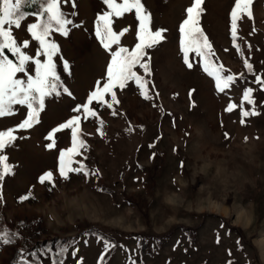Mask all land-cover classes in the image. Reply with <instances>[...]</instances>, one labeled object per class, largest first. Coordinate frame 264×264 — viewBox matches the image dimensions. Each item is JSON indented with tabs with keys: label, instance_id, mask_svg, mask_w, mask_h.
I'll return each mask as SVG.
<instances>
[{
	"label": "rangeland",
	"instance_id": "obj_1",
	"mask_svg": "<svg viewBox=\"0 0 264 264\" xmlns=\"http://www.w3.org/2000/svg\"><path fill=\"white\" fill-rule=\"evenodd\" d=\"M142 3L151 30H167L145 49L149 72L134 68L151 99L129 81L113 89L119 103L112 108L93 100L89 107L97 115L87 119L81 109L77 140L87 147L71 155L69 166L83 165L84 171L69 172L68 179L59 172L60 151L73 146L72 130L55 133L52 149L46 137L52 126L78 114L73 109L88 103L98 81L103 89L111 53L95 35L97 16L109 10L103 0L62 5L75 23L67 36L53 31L50 39L59 46L53 61L60 82L72 95L61 87L59 95L46 97L40 123L17 130V139L0 153L12 169L0 182V232L18 234L13 243L0 242V264H52L62 248L63 264L81 258L99 264L102 255L103 264H264V88L256 82L264 79V0H253V20L239 23V51L230 31L234 0H204L200 26L212 59L237 76L223 93L195 52L189 53L193 67L184 63L179 25L192 0ZM113 19L114 30L129 28L120 46L132 51L139 42L134 10ZM34 20L29 16L14 29L18 40L30 39L26 25ZM37 47L30 41L29 53ZM247 88L259 114L242 117L253 110L243 98ZM104 101L112 103L110 93ZM15 107L14 115L0 118V130L25 118L26 108ZM48 171L54 182L41 184ZM29 192L34 198L19 199ZM105 241L115 247L105 249Z\"/></svg>",
	"mask_w": 264,
	"mask_h": 264
},
{
	"label": "snow or ice",
	"instance_id": "obj_2",
	"mask_svg": "<svg viewBox=\"0 0 264 264\" xmlns=\"http://www.w3.org/2000/svg\"><path fill=\"white\" fill-rule=\"evenodd\" d=\"M66 3H70L73 8L76 7L75 0H0V118L14 115L17 111L15 106L26 108L25 118L15 127L0 130V153L17 139L15 135L17 130L29 129L40 123V114L45 109V98L53 93L59 95L57 89L63 87L57 74L56 64L53 61L54 55L59 51V46L50 37L53 31L64 36L69 33L68 26L72 25L73 21L68 18V14L62 9V5ZM103 3L107 5L109 10L97 16L95 35L102 47L111 53V62L107 66V82L101 89L98 81L96 90L87 97L88 103L77 105L73 109L78 114L52 128L46 137V139L52 141L46 147L52 149L55 146L53 139L55 133L64 129L72 130L73 146L60 151L59 172L64 179H68L69 172L84 171L83 165L80 168L69 166L71 155L78 153L79 149L87 147L83 139L77 140L81 109H83L84 118L87 119L89 115H97L89 107L93 100L103 101L108 108H112L113 103H119L113 89L117 86L123 89L129 81H135L140 87L144 98L151 99L146 90L147 81L138 75L134 68L139 65L145 73L149 72L148 62L144 59L147 56L145 49L151 48L162 41L164 39L163 33L167 31L166 29H158L154 32L151 30V14L146 10L142 0H121L119 3L117 0H103ZM203 3L204 0H192L191 5L185 10L186 18L179 25L181 51L184 63L189 68L193 67L192 63L189 62V53L195 52L204 62L203 70L214 78L216 89L223 93L237 80V76L225 74L227 70L224 66L215 64L212 59L215 56L212 44L200 26ZM252 3L253 0H234L230 11L231 38L234 47L238 51L240 50V45L237 43L239 23L245 17L253 20ZM30 5H38V10L35 12L23 10L25 6ZM133 10L136 19L139 21L138 31L136 32L139 42L135 44L132 51H129L128 48L120 46L121 37L129 31V28L125 27L119 31L114 30L113 18L123 17L126 13L133 12ZM72 15H75V13H72ZM29 16L35 17L34 22L26 25V32L30 34V39L18 40L14 35V29H20L22 22ZM145 38H147V42ZM30 41L38 42L34 55L28 51ZM113 45L117 46L114 51L112 50ZM5 50L11 53L15 60L9 58ZM41 57H44V59H41ZM244 64L249 71L252 70V65L247 60H244ZM68 68V62L64 61V70L67 71ZM18 74L22 75L18 77ZM256 82L264 88V79L257 77ZM63 91L68 95H72L66 87H63ZM252 91L251 88L245 89L243 98L253 104V110L251 112L242 111V117L259 114L255 111V104L251 99ZM105 93L111 94L112 103L104 101ZM234 107L235 105L229 104L227 111H232ZM115 114L113 112V115ZM243 122L242 119L241 123ZM66 155L68 156L67 161L65 160ZM6 161L7 156L0 154V182L3 181L4 175L11 173L12 170ZM39 181L41 184L45 181L54 182L53 173L51 171L45 172L39 177ZM29 198H34L31 192L19 199L24 201ZM2 199L3 195L0 191V200ZM17 235L10 234L7 230L0 232V242L3 244L13 243ZM114 247V244L105 241V249ZM64 251L66 249L62 248L53 257L52 264H63L62 255ZM31 255L35 256L36 253L33 252ZM73 255H75V252H73ZM103 259L102 255L99 264H103ZM23 264H28V262L24 261ZM36 264H39V260L36 261ZM78 264H83V258L78 261Z\"/></svg>",
	"mask_w": 264,
	"mask_h": 264
},
{
	"label": "trees",
	"instance_id": "obj_3",
	"mask_svg": "<svg viewBox=\"0 0 264 264\" xmlns=\"http://www.w3.org/2000/svg\"><path fill=\"white\" fill-rule=\"evenodd\" d=\"M34 6H32V5H30V6H25V9H27V10H33L34 8H33ZM5 52L9 55V57L10 58H15V57H13L12 55H11V53H9V52H7V50H5ZM109 62H108V64L111 62V57L109 58V60H108ZM108 66V65H107ZM105 75H107V68H106V71H105ZM106 83V82H105ZM7 128H12V127H7ZM7 128H5V129H7ZM4 129V130H5ZM65 160L67 161L68 160V157H67V155H66V157H65ZM135 233V232H134Z\"/></svg>",
	"mask_w": 264,
	"mask_h": 264
},
{
	"label": "crops",
	"instance_id": "obj_4",
	"mask_svg": "<svg viewBox=\"0 0 264 264\" xmlns=\"http://www.w3.org/2000/svg\"><path fill=\"white\" fill-rule=\"evenodd\" d=\"M34 8V7H33ZM36 9H33V10H27V11H31V12H34ZM74 23H75V21H73ZM111 57V56H110ZM109 57V58H110ZM109 60V59H108ZM109 62V61H108ZM107 65H108V63H107ZM107 65H106V68H107ZM106 68H105V71H106ZM105 74V73H104ZM98 80H96V82H97ZM95 82V83H96ZM93 92V90H91V91H88V94H87V96L85 97V98H87L91 93ZM68 120V118H65V120L63 121V122H66ZM59 124H57V126H58ZM57 126H52V128H54V127H57ZM51 128V129H52ZM50 129V130H51Z\"/></svg>",
	"mask_w": 264,
	"mask_h": 264
}]
</instances>
